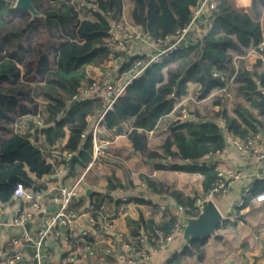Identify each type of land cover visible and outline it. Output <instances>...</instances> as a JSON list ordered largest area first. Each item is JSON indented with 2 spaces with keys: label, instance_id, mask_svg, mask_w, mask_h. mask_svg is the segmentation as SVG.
Returning <instances> with one entry per match:
<instances>
[{
  "label": "trees",
  "instance_id": "obj_1",
  "mask_svg": "<svg viewBox=\"0 0 264 264\" xmlns=\"http://www.w3.org/2000/svg\"><path fill=\"white\" fill-rule=\"evenodd\" d=\"M32 3L39 12L34 18L27 10L0 2L1 204L12 202L18 183L34 192L46 189V178L52 176L57 162H48L45 151L66 131L68 138L60 150L77 155L68 164V172L74 173L76 165L84 169L92 161L91 135L83 138L81 134L88 128L87 117L101 107V99L74 96L90 80L87 66H102L111 56H120L107 41L111 21L120 22L125 17L155 38L183 26L196 0H94L93 12L79 10L76 0ZM263 14L264 0H249L246 7L237 0H218L211 30L187 49L149 65L133 79L105 113L104 126L111 129L128 123L131 130L127 140L142 158L151 159L156 169L199 173L205 193L216 180L215 165L197 166L191 161L223 150L226 134L247 139L264 130V70L257 71L261 60L252 64L248 61L251 51L264 53V49H258L264 39ZM128 67L129 63H123L117 72L123 73ZM188 83L198 86L195 101L207 98L213 90L229 93L233 98L230 113L220 97L215 103L221 108L213 118H202L197 110L189 112L191 119L171 118L160 150L148 148L147 133L173 110L175 116L180 113L175 104L187 95ZM218 118L224 122L223 127ZM143 178L152 192L170 196L186 213H199L196 197L155 178ZM108 182L110 191L117 187L113 178L109 177ZM260 192H264V178L254 181L241 207L256 200ZM84 201V197L73 200L69 210L79 214ZM88 201L92 206L88 212L93 213L113 198L107 192H92ZM177 222L169 210L159 221L140 219L130 228L133 241L129 245L135 253L140 251L143 244L138 239L146 235L150 245L155 246L159 234L169 235ZM141 224H148L150 231L142 233ZM208 237L191 239L180 253L172 255V260L187 256L202 261ZM121 241L127 242L123 238ZM87 243L93 244V237L85 236L80 245ZM106 262L115 261L111 258Z\"/></svg>",
  "mask_w": 264,
  "mask_h": 264
},
{
  "label": "crops",
  "instance_id": "obj_2",
  "mask_svg": "<svg viewBox=\"0 0 264 264\" xmlns=\"http://www.w3.org/2000/svg\"><path fill=\"white\" fill-rule=\"evenodd\" d=\"M237 1L243 7L249 4V0ZM127 12L126 7V16ZM261 26L264 32V14L261 18ZM258 59L261 60V65L257 71H263L264 53L261 55L256 51L249 53L248 61L250 64ZM103 70V66L86 67L89 78L102 74ZM197 88V85L188 83L187 95L181 99L182 104L190 111L197 110L202 118H213L214 114L221 108V105L215 101L221 97L225 109L230 113L233 98L229 93L213 90L207 98L195 101L194 90ZM173 117V112L164 116L152 132L148 133V148L160 150L167 121ZM216 120L220 124L221 119ZM130 130L128 123H122L120 126L111 129L103 126L99 136L100 153L97 156L93 153L92 161L84 169L76 165L74 173L68 172L67 162L62 161L65 150H60V147L64 146L67 141V131L63 138L45 151L48 162H57L54 173L58 168H64L65 171L58 176L53 173L52 176L46 178V189L38 192L41 202V211L37 213L38 217L56 212L60 207L58 187L60 185H72L82 176L79 197H84L85 201L80 210L84 211L89 203V197L84 195V185L90 189V195L92 192L110 194L113 201L106 202L105 205L106 212L112 216L114 221L113 230L110 234L121 233L127 242L120 241L113 253L106 254L105 249L109 236H107L106 231L101 229L93 237V251L89 254L84 249V245H80L79 232L85 227V224L82 218L77 217L71 223L73 242H66L62 236L56 237L54 235L49 236L44 241V248L52 255L50 259L44 260V264H64L65 258L69 254L73 255L76 264H107L106 261L111 258L115 261L114 264H121L116 257L117 253H121L125 257H137V253H134L128 246L130 241H133L130 236V228L136 225L140 219L145 222L149 220L159 221L166 210L174 213L178 205L166 194L154 193L148 188L137 189V185L144 181V176L155 178L166 186L180 190L190 197H197L204 193L201 183L202 177L199 173L156 169L151 159L142 158L127 140ZM228 140L226 147L214 156L215 169L231 168L240 173V178L231 181L226 191L217 194L213 199L223 220L215 234L207 238L202 261L198 262L195 257L187 256L180 257L179 261L172 260V255L180 253L185 246L182 228L180 227L174 236L158 250H154L148 237L144 235L146 240L141 250H144L148 257L138 260L136 264H264V201L251 200L244 207L237 206V202L247 196L244 195L245 189H250L254 181L264 175V159L257 160L252 154L238 152L229 144ZM109 177L113 178V182L117 186L111 191L108 189ZM139 199L145 200L147 203L138 201ZM21 203L20 199L14 198H12L11 203H0L3 206L1 213L3 223L0 225V260L8 252L7 245L10 238L18 232L8 225V221ZM161 206H164L165 209L162 210ZM66 213L74 214V211L69 210L68 207ZM197 214L186 213L190 217ZM176 217L181 224V214L179 213V216ZM145 230L146 232L150 231L149 225L141 224L140 231L144 233ZM32 250L31 245L23 249L22 261L19 264H35L31 259Z\"/></svg>",
  "mask_w": 264,
  "mask_h": 264
},
{
  "label": "built area",
  "instance_id": "obj_3",
  "mask_svg": "<svg viewBox=\"0 0 264 264\" xmlns=\"http://www.w3.org/2000/svg\"><path fill=\"white\" fill-rule=\"evenodd\" d=\"M16 1L17 0H0V2L8 4L11 7H15ZM217 4L218 0H196V3L190 8L188 20L183 26L177 28L171 34L155 38L147 36L141 27L132 24L125 17L120 22L111 21L110 29L111 26H114V30L112 33H109L107 41L115 52L120 53L119 58L121 60V65L123 63H129V67L123 73L119 74L115 72L113 67L115 57L111 56L110 60L102 65L104 68L103 73L90 77V80L85 83L80 88L79 93L74 96L75 99H101V107L97 109L93 115L87 117L88 128L81 134L83 138H85L87 134L91 135L93 153L95 156H97L101 150L99 136L104 126V115L112 108L115 101L122 94L124 88L130 84L133 79L143 73L149 65L169 59L177 52L187 49L190 45L201 40L213 26ZM76 5L82 12H93L96 10V5L93 1L76 0ZM258 49H264V39L259 43ZM214 75H217V73L214 72ZM261 92L264 94L263 90ZM171 96H173V93ZM175 107H180V113L176 116L174 115V119L184 120L189 117L190 110L182 104L181 100L176 102ZM37 123L38 125L41 124L40 121H37ZM220 125H222V127L224 126L222 120ZM150 132H152V130L148 133ZM226 136L227 139H229V144L238 152L242 154H252L257 160L264 159V130L252 134L247 139L231 137L227 134ZM217 153L219 152L191 161V163L197 166L215 165L214 156ZM73 154L75 153L65 150L62 157L67 161ZM64 171V168H58L54 175L58 176ZM216 172V180L211 188L202 195L196 197L195 206L198 208V211L203 200H213L217 194L226 191L231 181L240 178V173L231 168L216 169ZM262 178H264V175L260 176V179ZM81 186L82 176L72 185H60L57 190L58 201L60 203L59 209L52 214L42 215L39 218L37 213L41 211L40 194L34 192L30 188L24 187L21 183L16 184L12 192V198L20 199L22 203L16 209L15 214L9 219L8 225L18 232L10 238L7 245L8 252L5 257L0 260V264H19L22 261L23 249L29 245H31L33 249L31 255L32 261H34L35 264H44V260L52 257L51 253L44 248V241L49 236L54 235L56 237L62 236L66 242H73L71 223L73 219L77 217L82 218L85 224V227L79 232V240H83L85 236L94 237V235L102 229L109 234H107L109 237L105 253H113L123 237L122 234L118 232L114 235L110 234L113 230L114 221L112 216L106 212L105 203L93 213L88 212V210L92 209L90 203H88L86 209L79 214L75 212L74 214L66 213L69 204L73 200L80 198ZM147 188L145 181L137 185V189L139 190ZM248 190V188L245 189L244 195H247ZM255 199L256 201H264V192L258 193ZM243 203L244 198L237 202V206L241 207ZM160 208L162 210L165 209L164 206ZM176 210L178 212L184 211L180 204L176 206ZM2 212L3 206L0 204V225L3 223L1 217ZM93 214H95L96 217ZM28 222L33 223L30 228L26 230L25 225ZM180 227L181 224L177 222L169 235L163 236L159 234L158 238L155 240V246H153L154 250L162 248ZM66 230H68L67 234ZM138 240L144 244L146 239L141 236ZM128 246L134 252L133 246ZM84 249L91 254L93 246L87 243L84 245ZM136 253L137 257H125L121 253H117L116 257L121 264H136L138 260L148 257L144 250H140ZM64 264H76V260L73 258L72 254H69L65 258Z\"/></svg>",
  "mask_w": 264,
  "mask_h": 264
},
{
  "label": "water",
  "instance_id": "obj_4",
  "mask_svg": "<svg viewBox=\"0 0 264 264\" xmlns=\"http://www.w3.org/2000/svg\"><path fill=\"white\" fill-rule=\"evenodd\" d=\"M15 7L27 10L32 15V18L39 16V12L34 7L32 0H17ZM113 30L114 26H111L109 33H112ZM120 66L121 60L119 57H116L113 63L114 71L117 72ZM188 118L191 119L192 116L189 115ZM76 158L77 155L73 154L72 157L66 161L67 164L71 163ZM84 189V195L88 198L90 195V189L86 185H84ZM179 213L182 216L181 228L185 245H188L193 238H205L214 235L218 225L223 220V217L213 200H203L199 213L194 217L187 216L184 211H174L175 216H179ZM32 223L33 222H28L25 225L26 230L30 228Z\"/></svg>",
  "mask_w": 264,
  "mask_h": 264
},
{
  "label": "rangeland",
  "instance_id": "obj_5",
  "mask_svg": "<svg viewBox=\"0 0 264 264\" xmlns=\"http://www.w3.org/2000/svg\"><path fill=\"white\" fill-rule=\"evenodd\" d=\"M88 1H93V0H88Z\"/></svg>",
  "mask_w": 264,
  "mask_h": 264
}]
</instances>
